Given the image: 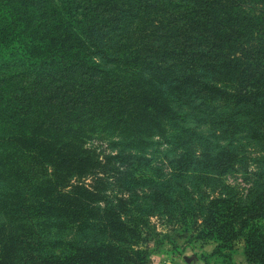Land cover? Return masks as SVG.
I'll use <instances>...</instances> for the list:
<instances>
[{
    "label": "trees",
    "instance_id": "obj_1",
    "mask_svg": "<svg viewBox=\"0 0 264 264\" xmlns=\"http://www.w3.org/2000/svg\"><path fill=\"white\" fill-rule=\"evenodd\" d=\"M193 171L252 178L196 238L264 264V0H0V264H146Z\"/></svg>",
    "mask_w": 264,
    "mask_h": 264
},
{
    "label": "rangeland",
    "instance_id": "obj_2",
    "mask_svg": "<svg viewBox=\"0 0 264 264\" xmlns=\"http://www.w3.org/2000/svg\"><path fill=\"white\" fill-rule=\"evenodd\" d=\"M187 126L193 129L194 134L199 132L198 125L189 124ZM171 132L173 133L174 130L171 129ZM168 141L165 140L164 143L160 141L158 146H153L158 150L156 153L169 152L172 146L165 144ZM170 152L169 155H171ZM248 152L255 153V150L248 149ZM151 166L138 162L135 172L152 177L157 176L160 172L161 174L166 172L168 175L174 170H178L176 164L170 165L167 160H164L163 166L159 164ZM250 170H255L254 165H251ZM192 173L195 175L192 176L191 173L185 175L180 182L181 186L173 190L172 193V198L178 196L172 205V208L178 210L177 219L171 222L166 218L160 219L155 216L149 219L151 230L141 243L142 248L148 252L146 264H248L244 252L245 246L241 239L234 241L231 245L213 241V239L196 238V236L203 234L200 224L201 218L204 216V206L213 198H225V202H217L215 205L225 208L227 214L231 215L234 212V207H237L238 199L248 200L247 197L251 193L253 184L252 178L246 179V174L242 171L223 175L211 171L202 173V175H198L199 171ZM244 210L245 208H243ZM224 220L227 222L232 219L226 220L225 218ZM255 224L258 226V236H261L264 241V220L256 221L255 219L246 228L249 229L251 226L254 228ZM165 234H169L170 238L164 237ZM17 235L23 238L22 228H18L16 232L0 230V243L4 246V252L0 257H6L9 254L8 263L12 258H16L14 254L10 257L8 245L12 239H17Z\"/></svg>",
    "mask_w": 264,
    "mask_h": 264
}]
</instances>
